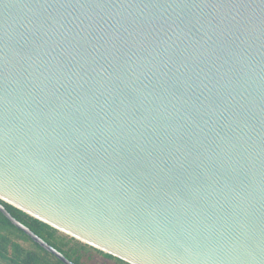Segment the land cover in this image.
I'll use <instances>...</instances> for the list:
<instances>
[{"label":"water","instance_id":"obj_1","mask_svg":"<svg viewBox=\"0 0 264 264\" xmlns=\"http://www.w3.org/2000/svg\"><path fill=\"white\" fill-rule=\"evenodd\" d=\"M129 264H264V0H0L2 203Z\"/></svg>","mask_w":264,"mask_h":264},{"label":"rangeland","instance_id":"obj_2","mask_svg":"<svg viewBox=\"0 0 264 264\" xmlns=\"http://www.w3.org/2000/svg\"><path fill=\"white\" fill-rule=\"evenodd\" d=\"M55 238L58 241H63L71 248L76 249L77 253L82 256L81 262L85 264H129L119 261L118 258L108 257L105 252L72 237L60 230L55 233ZM19 245L22 249V256L27 253L36 255V260L33 264H64L51 253H46L43 248L33 242L25 233L18 231L9 225H0V263L11 264L15 257V245ZM67 249V248H66ZM71 259H74V254L71 253Z\"/></svg>","mask_w":264,"mask_h":264},{"label":"trees","instance_id":"obj_3","mask_svg":"<svg viewBox=\"0 0 264 264\" xmlns=\"http://www.w3.org/2000/svg\"><path fill=\"white\" fill-rule=\"evenodd\" d=\"M2 203L5 205L6 209L19 221L24 223L27 227H29L32 231H34L37 235H39L41 238H43L45 241H47L49 244L54 246L56 249H58L60 252H62L67 258L71 259V253L74 254L73 262H76L78 264H85L81 262L82 256L77 253L76 249L71 248L68 246L67 243L63 241H58L55 238V233H57V229L51 227L50 225L30 216L29 214L25 213L24 211L7 204L2 201ZM0 225L5 226L9 225L13 228H16L11 224V222L0 212ZM18 231L24 233L20 229L16 228ZM31 239V238H30ZM67 248V249H66ZM15 257L12 259L11 264H33V262L36 260V255L32 253H27L25 256H22V249L19 245H15ZM45 251V250H44ZM46 253H49L45 251ZM108 257L114 258L111 254L105 253ZM52 255V254H51ZM119 261H123L118 259ZM124 262V261H123ZM1 264V263H0Z\"/></svg>","mask_w":264,"mask_h":264}]
</instances>
